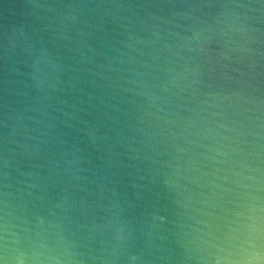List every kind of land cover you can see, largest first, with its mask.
<instances>
[{
    "label": "water",
    "instance_id": "water-1",
    "mask_svg": "<svg viewBox=\"0 0 264 264\" xmlns=\"http://www.w3.org/2000/svg\"><path fill=\"white\" fill-rule=\"evenodd\" d=\"M0 264H264V0H0Z\"/></svg>",
    "mask_w": 264,
    "mask_h": 264
}]
</instances>
